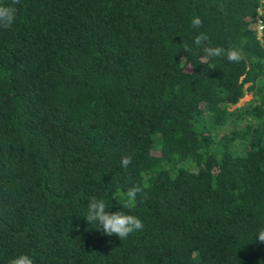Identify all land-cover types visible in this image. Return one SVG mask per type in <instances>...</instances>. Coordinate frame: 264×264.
<instances>
[{
  "label": "trees",
  "instance_id": "obj_1",
  "mask_svg": "<svg viewBox=\"0 0 264 264\" xmlns=\"http://www.w3.org/2000/svg\"><path fill=\"white\" fill-rule=\"evenodd\" d=\"M15 7L0 28V264H264V0ZM200 34L243 59H203ZM92 196L143 228L121 241L88 225Z\"/></svg>",
  "mask_w": 264,
  "mask_h": 264
},
{
  "label": "clouds",
  "instance_id": "obj_2",
  "mask_svg": "<svg viewBox=\"0 0 264 264\" xmlns=\"http://www.w3.org/2000/svg\"><path fill=\"white\" fill-rule=\"evenodd\" d=\"M20 0H11L8 5H0V28H10L16 19L17 9L15 5L19 4ZM193 28H200L202 20L196 16L191 20ZM263 22L258 18L255 24V31L258 36L262 35ZM208 37L204 34L195 36L194 44L202 46L205 54L203 59L219 57L225 55L229 62H239L243 59L242 53L237 48L224 49L222 47L209 46L206 42ZM131 156H123L121 158V167L127 169L131 163ZM141 192V188L136 185L129 188L124 194L126 203L124 207L132 208L135 206L137 194ZM104 199H99L92 196L87 205V213L84 219L87 224H98L100 231L107 236H116L119 240L126 239L130 234L143 228L142 221L134 215L126 214L122 211L110 212ZM260 243H264V228L260 229L257 239ZM8 264H33L32 258L27 254H20L10 259Z\"/></svg>",
  "mask_w": 264,
  "mask_h": 264
},
{
  "label": "rangeland",
  "instance_id": "obj_3",
  "mask_svg": "<svg viewBox=\"0 0 264 264\" xmlns=\"http://www.w3.org/2000/svg\"><path fill=\"white\" fill-rule=\"evenodd\" d=\"M251 99V94L249 93H246L244 95V97L236 104L235 107H239V106H242L246 101L250 100ZM234 108V107H233Z\"/></svg>",
  "mask_w": 264,
  "mask_h": 264
}]
</instances>
